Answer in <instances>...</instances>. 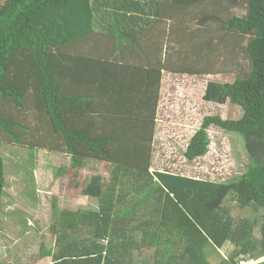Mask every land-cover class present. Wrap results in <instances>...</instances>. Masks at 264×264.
I'll return each mask as SVG.
<instances>
[{
    "label": "trees",
    "instance_id": "1",
    "mask_svg": "<svg viewBox=\"0 0 264 264\" xmlns=\"http://www.w3.org/2000/svg\"><path fill=\"white\" fill-rule=\"evenodd\" d=\"M219 60L234 77L209 81L204 98L242 115L205 116L185 156L206 155L218 126L244 137L248 170L220 182L153 169L164 72L211 73ZM28 109L98 202L53 198L38 253L49 264H212L208 246L229 241L218 264H264V0H0V136L22 142L15 111ZM91 158L111 163L110 178L78 180ZM6 168L0 151V210ZM239 205L261 218L236 220Z\"/></svg>",
    "mask_w": 264,
    "mask_h": 264
},
{
    "label": "rangeland",
    "instance_id": "2",
    "mask_svg": "<svg viewBox=\"0 0 264 264\" xmlns=\"http://www.w3.org/2000/svg\"><path fill=\"white\" fill-rule=\"evenodd\" d=\"M232 10L239 14L245 13L244 8L234 7ZM172 43L173 38L169 41L170 45ZM185 58L192 61V52L188 51ZM223 63L219 60V64L213 68L216 70L211 73L164 72L157 113L153 169L220 182H230L248 170L250 155L244 137L241 133L218 126L210 128L211 143L206 155L193 161L185 156L188 142L205 116L219 114L226 119L242 115L243 111L237 105L230 102L221 104L204 98L209 81H228L234 77L233 73L225 71ZM4 107L10 110L7 104ZM20 111L16 110L15 113L17 121L26 127L18 129L23 137L22 142L3 134L0 136V151L6 156L8 180L0 210V261L5 264H49L50 258L45 260L38 253L40 240L43 234L49 233L52 223L53 198H58L62 208H93L98 202L95 198L84 196L81 188L75 184V175L69 168L70 156L65 151L50 148L55 142L51 141L52 135L42 124L43 116L32 109ZM40 136L43 140L47 137L45 146L32 148L31 142ZM110 168L109 162L86 159L78 180L82 181L94 174L108 179ZM232 213L236 220L245 216L252 220L261 218V213L253 208L240 205ZM25 215L27 224L22 221ZM258 226L255 230L257 236L260 235ZM233 247L230 241L221 248L210 244L207 254L212 264H218L221 257L228 256ZM244 262L255 264L253 260Z\"/></svg>",
    "mask_w": 264,
    "mask_h": 264
},
{
    "label": "clouds",
    "instance_id": "3",
    "mask_svg": "<svg viewBox=\"0 0 264 264\" xmlns=\"http://www.w3.org/2000/svg\"><path fill=\"white\" fill-rule=\"evenodd\" d=\"M253 261H254V260H253ZM254 262H256V261H254ZM241 263H243V264H246V262H244V261H243V262H241Z\"/></svg>",
    "mask_w": 264,
    "mask_h": 264
}]
</instances>
